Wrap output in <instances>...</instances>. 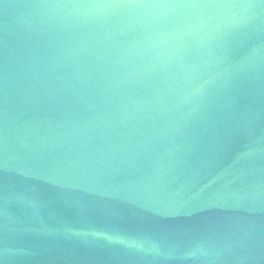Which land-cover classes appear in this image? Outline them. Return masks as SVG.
<instances>
[{
	"label": "water",
	"instance_id": "95a60500",
	"mask_svg": "<svg viewBox=\"0 0 264 264\" xmlns=\"http://www.w3.org/2000/svg\"><path fill=\"white\" fill-rule=\"evenodd\" d=\"M0 264H264V0H0Z\"/></svg>",
	"mask_w": 264,
	"mask_h": 264
},
{
	"label": "clouds",
	"instance_id": "9594fccd",
	"mask_svg": "<svg viewBox=\"0 0 264 264\" xmlns=\"http://www.w3.org/2000/svg\"><path fill=\"white\" fill-rule=\"evenodd\" d=\"M159 9L180 8L192 9L191 12H183L182 15L190 16L192 20L193 30H200L205 26L211 27L213 23L232 22L242 17L244 12L243 5L232 3H216V4H193V5H154L149 6ZM155 17L159 18L165 13H155ZM147 249L146 251H153Z\"/></svg>",
	"mask_w": 264,
	"mask_h": 264
}]
</instances>
